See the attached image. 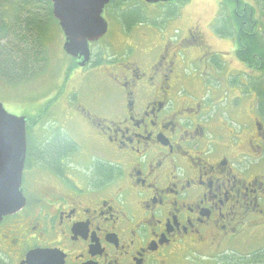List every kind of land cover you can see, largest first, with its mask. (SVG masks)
<instances>
[{"label":"flooded vegetation","instance_id":"af4514ba","mask_svg":"<svg viewBox=\"0 0 264 264\" xmlns=\"http://www.w3.org/2000/svg\"><path fill=\"white\" fill-rule=\"evenodd\" d=\"M253 1L221 0L199 23L181 14L189 0L148 4L171 8L155 19L137 14L143 0H111L115 44L100 43L107 24L83 67L62 50L70 62L49 96L9 113L24 120V205L0 220V264L34 251L53 264H264V241L249 244L264 235V61L237 57L231 19L253 12L264 33ZM34 8L47 36L58 22ZM28 12L0 5L21 50ZM32 64L28 79L0 80L24 84L45 68Z\"/></svg>","mask_w":264,"mask_h":264},{"label":"water","instance_id":"95a60500","mask_svg":"<svg viewBox=\"0 0 264 264\" xmlns=\"http://www.w3.org/2000/svg\"><path fill=\"white\" fill-rule=\"evenodd\" d=\"M111 0H50L52 15L64 35L66 55L77 58L83 67L89 60L88 44L102 38L107 23L102 18ZM147 4L167 0H143ZM25 157V128L22 118L8 114L0 104V220L18 212L24 205L20 185ZM49 252L34 251L27 264H53Z\"/></svg>","mask_w":264,"mask_h":264},{"label":"rangeland","instance_id":"374dc122","mask_svg":"<svg viewBox=\"0 0 264 264\" xmlns=\"http://www.w3.org/2000/svg\"><path fill=\"white\" fill-rule=\"evenodd\" d=\"M221 0H189L186 8L181 7V14L186 18L192 19V21L197 20V22H204L208 20L210 12L216 14L220 8ZM248 4L254 5L253 0H241ZM171 8H154L146 4L143 7L145 15L137 12L140 16L149 17V19H155L159 17L160 14H164ZM212 14V15H213ZM137 15V16H138ZM148 15V16H147ZM165 15V14H164ZM106 17V15H103ZM214 16V15H213ZM257 17L259 18V11L257 12ZM108 24V33L100 41L110 42L115 44L116 40L119 39L123 33L119 22L113 19L106 18ZM148 19V18H147ZM153 23L143 24L144 29L152 27L157 29L156 26H152ZM169 25V24H168ZM62 34L58 26L55 23L51 24L49 33L46 36V56L47 62L45 64L44 70L34 79L27 80L24 84H9L0 80V104L3 106L7 113L17 115L18 110H21L23 106L29 107L33 104L42 103L49 93L53 90L54 86L58 80L62 77L65 69L69 64V58L62 52ZM105 46V45H104ZM234 57V56H233ZM263 234H258L256 237L250 238L249 244H259L264 241ZM242 240L235 243H241Z\"/></svg>","mask_w":264,"mask_h":264},{"label":"trees","instance_id":"16d2710c","mask_svg":"<svg viewBox=\"0 0 264 264\" xmlns=\"http://www.w3.org/2000/svg\"><path fill=\"white\" fill-rule=\"evenodd\" d=\"M1 4L21 5L26 8L27 19H26V31L24 49H20V45H23L16 41L18 40L17 33H13L12 36L7 37L11 34L5 33V28L0 25V75H10L16 73L19 69H24L26 79H28L32 70L30 72L29 65L32 66V59L41 68L45 67L47 62L46 56V32L47 25L42 24L40 29H36L34 24L35 20L38 19L34 16V6H38L41 10V21H54L51 14V3L49 0H0ZM15 10V9H14ZM253 12L246 11L242 17V12L238 11L236 14H232L231 19L234 25L240 29L238 36V52L237 57L244 61L249 67H257L253 65V57H260V61H264V33L260 34L257 30L258 25L254 21L253 16H250ZM125 13H123L122 18H124ZM245 22L246 29L242 24ZM46 26V27H45ZM36 33V34H35ZM35 35L37 36L35 38ZM14 37V40L13 38ZM36 44L35 53L30 54V49Z\"/></svg>","mask_w":264,"mask_h":264}]
</instances>
